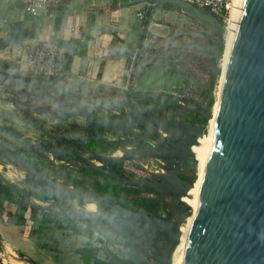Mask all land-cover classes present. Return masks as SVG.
Returning a JSON list of instances; mask_svg holds the SVG:
<instances>
[{
    "label": "water",
    "instance_id": "1",
    "mask_svg": "<svg viewBox=\"0 0 264 264\" xmlns=\"http://www.w3.org/2000/svg\"><path fill=\"white\" fill-rule=\"evenodd\" d=\"M138 5L147 6V15L134 54L129 88L134 81L142 45L149 40L146 31L151 14L165 6L178 8L216 36L214 43L205 44L202 35L189 32L200 41L169 46L212 58L208 73L210 85L214 87L220 74L219 61L224 45L219 20L209 10L180 0L110 2L111 7ZM8 78L14 84L13 96H28L21 104L27 114L38 117L47 114L45 106H35L42 103L41 98L33 102L32 96L52 95L38 89L26 90L28 80L19 83L15 77ZM125 95L126 107L118 104L105 109L94 108L93 102L85 105L79 99L83 96H74L76 99L70 100L74 110L69 105V111L57 118L61 134L66 136L60 146L59 143L55 147L12 145L0 137V165L12 166L24 173L18 185L26 189V201L30 207L36 206L31 200L32 185L37 193L43 192L51 200V204L40 208L56 210L65 219L83 225L115 246L131 264H171L173 251L180 242V227L191 214V208L182 200L188 196L197 176V162L191 148L203 137L212 113L205 107V102L165 92L134 91ZM143 95L167 96L199 107L205 114L206 123L191 124L150 116L132 104V97ZM91 107L93 111H89ZM46 109L54 112L50 107ZM117 110L120 114L115 112ZM139 127L164 136L159 141H150L135 132ZM106 135L119 139L110 142ZM103 146L111 149L113 154L120 152V156L91 150ZM37 152L68 155L65 160L68 167L101 175L157 199L165 215L153 216L129 210L91 188L66 181L61 176L49 177L24 158ZM148 159L158 163L163 171L151 174V179H132L126 176V170L121 169L122 176L108 168ZM197 195L198 208L190 225L181 264H264V0H234L212 141ZM70 201L85 206L94 203L96 209L93 212L85 207L74 209ZM22 261L32 262L26 258Z\"/></svg>",
    "mask_w": 264,
    "mask_h": 264
},
{
    "label": "crops",
    "instance_id": "2",
    "mask_svg": "<svg viewBox=\"0 0 264 264\" xmlns=\"http://www.w3.org/2000/svg\"><path fill=\"white\" fill-rule=\"evenodd\" d=\"M110 2L111 0H60L53 19L26 16L24 21H19L20 2L0 0V52L17 44L47 40L50 31L54 30L67 51L68 79L46 81L27 77L16 71L15 64L2 55L0 74L28 80L30 88L52 96H91L97 101L105 99L98 100L96 96H114V101L120 100L126 92L132 90L171 92L168 89L170 79H166V76L169 77L173 72L172 67L161 68L159 60L165 56H173L178 51L197 54L181 48H169L173 44L192 43L178 41V38L190 37L189 32L193 31H185L182 23L181 27H175L176 23L170 21L176 9L165 6L153 11L146 31L149 40L142 45L134 81L129 88L134 54L142 37L147 6L111 7ZM138 12L144 13L143 20L137 17ZM178 13L182 12L178 10L175 14L180 17L182 14ZM150 41L156 46H151ZM152 50H155V54ZM209 66L206 67L207 71ZM129 68L131 72L127 74ZM154 75H159L160 81L154 80ZM11 107V104L0 100V115ZM31 200L37 207L44 206L34 195ZM7 205L0 208V242L9 255L8 259L1 255L2 264H12V259L27 264L16 254H21L23 258L36 264H82L81 254L78 252L90 247L91 238L83 233L67 234L59 224L48 223L43 214H30L29 207L22 215L25 226L16 225L9 217L13 215V208L8 209Z\"/></svg>",
    "mask_w": 264,
    "mask_h": 264
},
{
    "label": "flooded vegetation",
    "instance_id": "3",
    "mask_svg": "<svg viewBox=\"0 0 264 264\" xmlns=\"http://www.w3.org/2000/svg\"><path fill=\"white\" fill-rule=\"evenodd\" d=\"M208 32L204 33H199L204 37V43L205 44H210L214 43L216 41V36L207 28ZM209 35L214 36V40L209 39ZM192 38V43H198L200 41L199 38L190 36ZM212 60V58H210ZM16 79L19 83H22L21 78H14ZM210 83V81H209ZM29 84V83H28ZM28 89L26 90H33V88H30V84L28 85ZM13 91H14V84L13 82L4 76L0 74V94L2 98H4L5 103L11 104L12 107L9 110L4 111L0 115V137L4 139L7 143L12 144V145H22V144H44L49 147H55L58 145H61L63 142L64 138L66 136H62V131L59 129V121H58V116L63 115L64 113L68 112L69 105L72 108L71 110H74V106L70 104V100L74 96H32V101L34 102L38 98H41L42 100V105L36 103L35 106H45V110H47V114L44 116L38 117L34 115H29L25 111V107L21 106L22 102H24L22 99H27L28 96H13ZM40 91V90H38ZM44 92V91H40ZM134 92L129 91V93ZM157 92V91H154ZM169 93L172 95L180 96V97H186L188 95L185 94H179V93H173V92H165ZM202 99H196L201 102H205V107L209 109V103H208V96L210 95H204ZM23 97V98H21ZM75 98V97H74ZM189 98V97H186ZM191 98V97H190ZM76 99V98H75ZM80 100L84 101L85 105H88V102H93L94 103V108H101L103 107H109V106H115L118 104H121L122 107H126V95L124 94L120 100H116L113 102V104H107L105 102H98L97 100L93 99L91 96H83L79 98ZM195 99V98H193ZM132 104L137 107L138 110L147 113L150 116H154L157 119L160 120H180L182 122L186 123H191V124H202V121L205 120V114L201 110V108L196 107L194 105H191L189 103H181L174 98L167 97V96H159V95H143V96H135L131 98ZM208 103V104H207ZM50 107V110H53L54 112H50L48 108ZM89 111H93V109ZM126 111L128 112V109L126 108ZM116 113L120 114L119 110L115 111ZM20 126H24L25 128H30L33 130V135L35 136L32 138V136L24 135L25 128H20ZM135 132L144 137L148 138L150 141H159L164 135L159 132H153L150 129L147 128H136ZM4 134L6 135H13L14 139L11 138V136H3ZM23 134V135H22ZM105 136V135H102ZM20 138L25 139V140H20ZM33 140H30V139ZM110 142H114L117 139H119L116 136H109L106 135V137ZM62 148V147H60ZM91 149V147H89ZM93 152L98 153V154H103V155H111L114 157H117L118 155L116 153L113 154V151L111 149L106 148L105 146L103 147H98V149H91ZM24 158L38 171L44 173L45 175L49 177H62L66 179V181L73 182V183H78L83 186H86L88 188L93 189L94 191L102 194L101 192V186L104 184V178L101 175L98 174H90L87 172H79L71 167H68V164L65 163L69 156L68 155H59V154H54V155H44L42 153H31L27 154L24 156ZM110 170L116 172L119 175H124L121 172V169L127 171V177L135 179L136 177H140L143 179H151V174H158L161 173L162 168H160L158 163H155L152 160H146V161H141V162H129L126 164H121L117 166H109L108 167ZM94 177L98 178L97 181L92 183V186H89L86 184V180H88V177ZM9 177V176H8ZM93 179V178H92ZM107 179V178H106ZM102 182H99V181ZM111 183L115 184L116 186H121L124 188H128V192L130 194L128 195V198L133 201V202H139L141 201L142 197H148L146 194L137 191L133 188L126 187L123 185H120L116 182H113L109 179H107ZM58 182L66 185V182L62 180H58ZM24 188L23 186H21ZM32 188V197L33 195L37 194L36 188L31 185ZM25 189V188H24ZM26 190V189H25ZM27 193V191H26ZM104 195V194H102ZM112 200L115 199V195L113 194ZM117 199V198H116ZM51 201V200H50ZM115 201V200H114ZM117 202V201H115ZM118 204L122 205L123 207L137 211L135 209H132L128 205H123L119 201L117 202ZM70 205L74 209H82V208H87L84 203L78 202V201H70ZM98 209L104 211L100 206H97ZM106 212V211H104ZM138 212V211H137ZM141 213V212H140ZM165 215L164 209L163 213L158 215V216H163Z\"/></svg>",
    "mask_w": 264,
    "mask_h": 264
},
{
    "label": "rangeland",
    "instance_id": "4",
    "mask_svg": "<svg viewBox=\"0 0 264 264\" xmlns=\"http://www.w3.org/2000/svg\"><path fill=\"white\" fill-rule=\"evenodd\" d=\"M177 12H178V10L173 12L174 15H171V17H170V21L171 22L173 21V23H176L175 27H181L180 23H182V28L185 31L190 30V31H193L196 33L208 32L207 28L203 24H200L199 22L193 20L192 18L188 17L184 13H178L179 15L182 14V15H180V17L175 16V14ZM209 39L214 40L215 38L213 35H209ZM178 41L192 42V38L187 37V36H184L181 38L179 37ZM150 44H151V46H153L155 43L152 42ZM154 46H156V45H154ZM154 52H155V50H152L153 54H155ZM175 60H177V62H175ZM211 64H213V61L210 58H204L203 56H200V54L184 53L182 51H178L177 53H174L173 56H170V57H166V56L162 57V59L159 60V65H161V68H166V66L172 67L171 70L173 72L170 74L169 77L166 76V79L167 78L170 79V82L168 84V85H170V87L168 89L171 92L179 93V94H185V95H188L186 97H189V98L191 97V98H195V99H202L203 97H205L204 95H210V96H208V103H209L208 106H209V110L212 113V118H213L214 110H215L216 103H217V100H216L217 89H218V86L220 84L221 79L219 77V80H218V77H217L214 87H211V85L209 83V73L206 70V67L211 65ZM219 64H220V62H219ZM176 65H177V67H176ZM192 67L194 68V70H191ZM16 71H17V67H16ZM16 76H18V75H16ZM164 78L162 77V79H164ZM160 79H159V75H154V80L160 81ZM218 81H219V84H218ZM96 97L98 98V100L105 99V100L98 101V102H105V103L111 104V105L114 102V100L112 98L114 96H96ZM4 98H6V97H4ZM4 98H1V96H0L1 101H4ZM205 123H206V120H203L202 124L204 125ZM207 127H208V125H207ZM20 128H25V127L20 126ZM33 133L34 132L32 129L25 128L24 135L32 136V138H34L35 136L33 135ZM205 134L207 135V131H205L204 137H206ZM3 136L4 137L5 136H11V138L13 140H15L13 135L4 134ZM32 138L30 140H33ZM20 140H25V139L20 138ZM0 173H2L6 177L9 176L8 178H10L12 181H10L9 179L8 180L12 183L17 184V185H18L19 181L23 180V176H24L23 174L20 173V171L16 170L12 166L0 165ZM97 180H98V178H94V177L90 176V177H88V180H86L85 182L89 186H92V183L97 181ZM99 182H102V181L100 180ZM104 183H106L107 185H109L112 188V190H113L112 192L115 195V199L117 196H121V198L118 200L121 204L128 205L132 209H135L138 212H141L143 214L152 215V211L150 209L151 205L149 206V204L151 202H149L148 200H143V199L141 201H139V202L143 201L141 204H139V202H133L128 198V195L130 194V192H128V190H129L128 188L116 186L115 184L111 183L110 181L104 180ZM20 188H22V187L20 186ZM142 198H144V199L149 198L150 199L151 197H142ZM18 200H19L18 205L11 204V206H15V207H11L10 205L9 206L7 205V208L8 209L13 208V211H14L13 215L9 216L11 218V220L13 222H15L16 225L18 224V225L24 227L25 226V224H24L25 219L22 218V215L25 214L28 207L30 209V206L27 203L26 198L24 200H20V199H18ZM42 203L44 205H49V204H51V201H50V199H48L46 202H42ZM22 208H25V211H23ZM85 209L87 210V208H85ZM154 210H155V213L157 216L163 213V209L160 207V205L155 207ZM192 210H193V208H191V212H192ZM30 211H31L30 214H32L34 216L36 213L43 214L45 220L49 221L48 223L59 224L60 228H64V230L66 231L67 234H76V233H83L84 234V233H87L86 227H84L83 225H81L79 223H75V222H72L71 224L68 223L66 221V219L61 214H59L56 210L48 211V210H45L44 208L39 207L38 211H36V212H32L31 209H30ZM90 238L92 241L90 243V248L95 249L96 256L98 259H100V260L109 259L110 257H112V255L117 256L118 259L124 258L115 246L108 244L99 235L93 233ZM1 255L4 256L6 259L9 258V255L6 252L4 245L0 242V256ZM16 255L18 257H20V259L23 258L21 256V254L20 255L16 254ZM81 260H82V258H81ZM82 264H84L83 261H82ZM90 264H93L92 260H91Z\"/></svg>",
    "mask_w": 264,
    "mask_h": 264
},
{
    "label": "built area",
    "instance_id": "5",
    "mask_svg": "<svg viewBox=\"0 0 264 264\" xmlns=\"http://www.w3.org/2000/svg\"><path fill=\"white\" fill-rule=\"evenodd\" d=\"M17 1L21 4L19 21H24L26 16L33 18L43 16L48 19H53L55 17L54 10L60 5V0ZM180 1L199 9L209 10L222 24L223 32H225L233 9L234 0ZM137 17L143 20L145 16L144 13L138 12ZM0 55L12 61L19 73L30 78L46 81H63L68 79L67 51L61 43L58 33L54 30L50 31L47 40L17 44L0 52ZM130 72L131 69L129 68L127 74Z\"/></svg>",
    "mask_w": 264,
    "mask_h": 264
},
{
    "label": "bare ground",
    "instance_id": "6",
    "mask_svg": "<svg viewBox=\"0 0 264 264\" xmlns=\"http://www.w3.org/2000/svg\"><path fill=\"white\" fill-rule=\"evenodd\" d=\"M230 18H231V14H230ZM229 26H230V19H229L228 26H227L228 28H226L227 30H225L224 35H223L224 45H223V51H222V58L219 61L220 62V64H219L220 74L218 76V80L220 77L221 81H220V84L218 81L219 86H218L217 94H216L217 103H216V107L214 110V116H213V118H211L209 120V122L207 124L208 127L206 130L207 135L205 134L206 137H204V135H203V137L198 139L197 144L192 146V148H191V150L194 154V157L196 159V162H197V176H196L195 184L190 189L188 196L183 198L182 200L190 208H193V210H192L191 214L186 218V220L184 221V223L180 227V234H181L180 242L177 245V247L175 248V250L173 251L172 258H171V264H181V261L184 257V254L186 252L187 245H188L190 225L192 224V222L194 220V216H195L197 208H198L199 197L197 195V192L199 189V183H200V179H201L203 169H204L206 156L208 154L209 148L211 146V141H212V135H213L214 124H215V116H216V112H217L218 99H219V95H220L221 82H222V77H223V72H224L225 49H226L227 42H228ZM115 153L117 155H120V152H118V151ZM20 173L24 175L23 172H20ZM86 207H87V211H89V212H93L96 209L94 203H88V204H86ZM12 261H13L12 264H21L20 260L17 261V259H15V260L12 259Z\"/></svg>",
    "mask_w": 264,
    "mask_h": 264
},
{
    "label": "trees",
    "instance_id": "7",
    "mask_svg": "<svg viewBox=\"0 0 264 264\" xmlns=\"http://www.w3.org/2000/svg\"><path fill=\"white\" fill-rule=\"evenodd\" d=\"M167 7L171 8V9L179 10L178 8H175L173 6H167ZM103 180L108 181L106 178H104ZM101 188H102L101 189L102 194H104L105 196H107L109 198H113V192H112L113 190L109 185L104 183L103 186H101ZM25 198H26V190L24 188H20V186H18L15 183L10 182L8 179L4 178L0 174V208H3L7 204L18 205V202H19L18 199L24 200ZM34 198L40 202H46L48 199H50L43 192H39V193L35 194ZM116 198L117 199H114V200L118 202V200L121 198V196H117ZM143 200H148L149 202H151L149 204V206L151 205L150 209L152 211V215L157 216L154 208L160 205L158 200L153 199V198H150V199L147 198V199H143ZM142 202H139V204H141ZM160 207L162 208L161 205H160ZM30 209L32 210V212H36V211H38L39 207L34 206V207H30ZM22 210L25 211V208H22ZM66 221L70 224L73 222V221H70L67 219H66ZM92 234H93V232H91L88 229H87V233H84V235L88 238H90ZM78 253L81 254V258H82V261L84 262V264H90L91 260L93 261V264H131L128 260H126L124 258L118 259L117 256H113V255L109 259L100 260L96 256L95 249H92L90 247H86V248H84V250H80ZM30 264H36V263L32 261Z\"/></svg>",
    "mask_w": 264,
    "mask_h": 264
}]
</instances>
